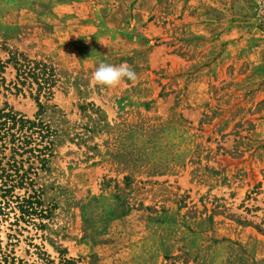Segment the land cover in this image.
Masks as SVG:
<instances>
[{
    "label": "rangeland",
    "instance_id": "rangeland-1",
    "mask_svg": "<svg viewBox=\"0 0 264 264\" xmlns=\"http://www.w3.org/2000/svg\"><path fill=\"white\" fill-rule=\"evenodd\" d=\"M1 112L0 264H264V0H0Z\"/></svg>",
    "mask_w": 264,
    "mask_h": 264
},
{
    "label": "trees",
    "instance_id": "trees-1",
    "mask_svg": "<svg viewBox=\"0 0 264 264\" xmlns=\"http://www.w3.org/2000/svg\"><path fill=\"white\" fill-rule=\"evenodd\" d=\"M11 62L13 63L16 70V79L20 82V84H28L29 86H33V84L36 83L38 86V91L41 89H47V91L50 92L51 83L48 77L45 76V70L47 69L45 64L41 62H35L27 58L19 59L18 57H12ZM39 107L41 109L43 106L39 104ZM1 116H3L5 119H9L13 124L18 123L20 125V129L26 127L27 130H30L29 134H20L18 137H15L12 133L13 141L17 142L18 148L26 150L24 147H26L25 145L32 141L33 133H37V135L40 137V140H43L50 134V129L40 119H25L21 116L17 117L11 112H1L0 117ZM3 123V121L0 122V125ZM50 144L51 141H48L47 145H45L42 149H37V151L42 153L43 151L48 150V155H50ZM28 150L33 151L35 148H30ZM44 159L45 158L43 157L42 160ZM22 176L23 175L20 177L22 178Z\"/></svg>",
    "mask_w": 264,
    "mask_h": 264
},
{
    "label": "clouds",
    "instance_id": "clouds-1",
    "mask_svg": "<svg viewBox=\"0 0 264 264\" xmlns=\"http://www.w3.org/2000/svg\"><path fill=\"white\" fill-rule=\"evenodd\" d=\"M98 41L107 47L102 41ZM92 79L99 86L115 88L118 87L125 79L136 82L138 80V75L131 65L126 62L119 65L101 62L92 73Z\"/></svg>",
    "mask_w": 264,
    "mask_h": 264
}]
</instances>
